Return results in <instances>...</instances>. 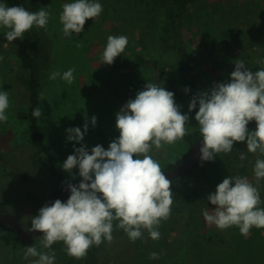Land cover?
I'll use <instances>...</instances> for the list:
<instances>
[{
	"label": "rangeland",
	"instance_id": "1",
	"mask_svg": "<svg viewBox=\"0 0 264 264\" xmlns=\"http://www.w3.org/2000/svg\"><path fill=\"white\" fill-rule=\"evenodd\" d=\"M69 2L73 0H34L32 5V11L43 8L50 13L46 30L35 26L38 37L33 51L44 82V95L38 102L42 108L38 130L51 149L54 167L64 183L82 179L78 166L71 174L62 167L74 154V145H87L89 152L96 145L107 149L119 137L116 114L148 82L174 92L182 114L190 116V133L199 128L195 119L199 105L189 112L191 98L185 91L189 80L194 81L196 95L215 83L229 82L237 59L244 60L252 71L262 67L257 61L264 60V0H195L180 27L193 65L185 74L180 70L175 39L165 37L170 17L161 0H98L103 6L101 15L86 20L81 33L65 37L59 16L62 5ZM0 3L8 6L7 0ZM109 35L128 38L124 52L110 65L101 63ZM13 46L0 42V91L9 95L8 121L0 122V204L29 228L40 209L29 195L46 198L53 193L55 183L45 152L30 137L28 120L18 116L19 112H28L30 98L25 86L14 79L21 71V61ZM138 58L150 63L143 64ZM69 68L75 69L73 83L48 79L52 72L63 73ZM93 116L97 118L95 125L91 123ZM86 122L89 127L84 141H69L66 129L80 127L83 131ZM190 146L183 138L160 149L153 146L150 155L164 170L173 160H180ZM240 152L246 154V160L239 159ZM258 156L247 151L246 141L237 142L231 153L216 155L210 165L184 180L171 179L174 203L170 218L159 226L160 239L152 240L144 231L142 239L132 242L122 229H115L111 243L96 246L97 263L264 264V229L253 227L245 237L235 226L220 230L209 225L202 214L204 208L215 207L207 196L226 176H247L255 184L253 166ZM259 189L264 201V180ZM178 210L194 212L190 224L185 225L188 221L180 218ZM42 235L36 233L34 241L27 244L18 240L11 226L0 228V264H29L23 252L32 245L40 248ZM52 250L55 264H68L70 256L63 242L54 243ZM151 252L162 255L153 260L149 258Z\"/></svg>",
	"mask_w": 264,
	"mask_h": 264
},
{
	"label": "clouds",
	"instance_id": "2",
	"mask_svg": "<svg viewBox=\"0 0 264 264\" xmlns=\"http://www.w3.org/2000/svg\"><path fill=\"white\" fill-rule=\"evenodd\" d=\"M62 9V32L71 37L84 30L86 20L98 18L103 6L98 0H73L64 3ZM49 17L50 13L43 8L29 11L21 5L0 3V28L8 29V42L22 39L33 26L46 30ZM127 45V36L109 35L101 63H114ZM257 63L262 67L252 71L244 60H235L229 82L215 83L210 90L198 92L189 103V112L199 105L195 119L203 140L201 161L231 153L237 142L246 141L248 152L259 153L253 166L255 184L247 176H226L215 192L207 196L215 207L202 210L209 225L220 230L235 226L245 237L253 227L264 229V201L259 189L264 180V158H260L264 157V60ZM74 71H54L48 79L61 78L71 84ZM39 95L43 98L44 94ZM174 95L165 87L148 82L116 114L119 137L107 149L96 145L89 152L87 145H74V154L67 157L62 167L71 174L78 166L82 179L78 185H67L70 196L66 202L56 199L47 203L32 218L29 231L43 235L40 248L32 245L23 252L29 264H55L52 245L56 242H63L68 256L83 259L93 245L111 243L115 229H122L132 242L142 239L144 231L152 240L160 239L159 226L170 218L174 203L172 181L150 152L153 146L160 149L175 144L189 131L190 116L182 114ZM8 108V92L0 91V122L8 121ZM32 115L40 118L42 108L35 107ZM253 120L255 128L249 129ZM96 121L93 116L91 123L95 125ZM88 127L86 122L83 131L80 127L66 129L67 139L82 143ZM239 159L246 160V154L240 152ZM114 221L118 222L115 228ZM161 255L151 252L149 258L155 260Z\"/></svg>",
	"mask_w": 264,
	"mask_h": 264
},
{
	"label": "trees",
	"instance_id": "3",
	"mask_svg": "<svg viewBox=\"0 0 264 264\" xmlns=\"http://www.w3.org/2000/svg\"><path fill=\"white\" fill-rule=\"evenodd\" d=\"M33 2L34 0H7L8 6L21 5L29 11H32ZM194 2L195 0H161L163 7H165L166 12L170 17V22L168 23L165 32V37L167 40L171 38L175 39V44L173 45H175L176 52L180 56V70L183 74H185L188 70H192L193 65L190 60L189 54L186 51L185 41L183 40L182 30L180 27L184 14L190 9L189 8L190 5ZM6 31H8V29L0 31V42H4V43L8 42L5 36ZM37 37H38L37 31L35 29V26H33L29 31L24 33L22 39L18 38L17 40L9 43H12L14 45L13 50L15 51V53L17 54V56L21 61V71L16 72L14 79H16L17 82H20L25 86L27 95L30 98V108L28 112H19L18 116L20 118L28 120L30 137L45 152L49 164L54 173L55 189L50 196H47L46 198H38L33 193L29 195L31 198L35 199L38 206L41 208L45 204L50 203L52 195L59 187H61L64 184V179L54 167L53 155L51 149L49 145L45 143V138L43 133L38 130V123H37L38 118L32 115V110L35 107H38V102L40 98L39 94L41 93L42 87L44 85V82L42 81L40 75L37 72L36 58L33 51V48L37 41ZM138 59L143 64L150 63L143 58H138ZM187 87L189 89V95L192 100V98L195 96L194 81L189 80L187 82ZM196 111H198V109ZM250 128H255V125H253ZM201 137L202 136L198 128L188 133L184 137V139L188 141L190 144H192ZM179 161L180 160L175 161L170 166H168V168L174 167L175 165L178 164ZM211 162L212 161H200L190 171H188L187 173L183 174L182 176L176 179L184 180L187 176L196 173V171H198V169L201 168L202 166L210 165ZM0 211H7L5 206H3L2 204H0ZM178 211L181 212L182 210H178ZM183 216L186 217V220L188 221L187 223L190 224V221H192V216H194V212L192 210H185V213L182 212L180 213L181 219ZM4 226L6 225L1 226L0 228ZM18 240L21 241L19 235H18ZM95 250H96V246L93 245L88 250L87 255L83 259L77 260L73 257H70L68 264H90V263L98 264Z\"/></svg>",
	"mask_w": 264,
	"mask_h": 264
},
{
	"label": "water",
	"instance_id": "4",
	"mask_svg": "<svg viewBox=\"0 0 264 264\" xmlns=\"http://www.w3.org/2000/svg\"><path fill=\"white\" fill-rule=\"evenodd\" d=\"M255 121H250L248 127L255 125ZM203 140L202 137L193 142L190 146L188 152L180 159L177 165L172 168L164 169V174L169 180L178 178L183 174L190 171L198 162L201 161V152L200 148L202 146ZM81 179L72 181L70 183L79 184ZM69 183H64L59 187L55 193L52 195L51 202H54L56 199H60L63 202H66L70 196V190L67 188ZM3 225H10L19 235L22 242L30 244L34 241V235L36 233L42 234V232H30L31 225L29 228H25L17 218L8 211H0V227Z\"/></svg>",
	"mask_w": 264,
	"mask_h": 264
},
{
	"label": "crops",
	"instance_id": "5",
	"mask_svg": "<svg viewBox=\"0 0 264 264\" xmlns=\"http://www.w3.org/2000/svg\"><path fill=\"white\" fill-rule=\"evenodd\" d=\"M40 101V100H39ZM37 123H38V127H39V118L37 119ZM184 223H185V225L187 224L188 225V223L187 222H185L184 221ZM186 227V226H185ZM100 264V263H99Z\"/></svg>",
	"mask_w": 264,
	"mask_h": 264
}]
</instances>
